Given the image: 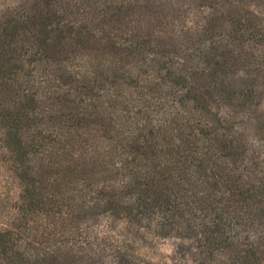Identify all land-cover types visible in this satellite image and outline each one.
I'll list each match as a JSON object with an SVG mask.
<instances>
[{
	"label": "trees",
	"instance_id": "trees-1",
	"mask_svg": "<svg viewBox=\"0 0 264 264\" xmlns=\"http://www.w3.org/2000/svg\"><path fill=\"white\" fill-rule=\"evenodd\" d=\"M20 0L0 20L3 264H264V11ZM2 173V172H1Z\"/></svg>",
	"mask_w": 264,
	"mask_h": 264
},
{
	"label": "rangeland",
	"instance_id": "rangeland-1",
	"mask_svg": "<svg viewBox=\"0 0 264 264\" xmlns=\"http://www.w3.org/2000/svg\"><path fill=\"white\" fill-rule=\"evenodd\" d=\"M20 0H0V20L1 16L9 8L15 7ZM247 6L255 8L257 11H264V0H246ZM264 154V152L262 153ZM2 172V173H1ZM0 172V230L5 229L13 223L16 213L10 211V200L17 196V186L13 182L10 172L5 168ZM186 242L178 238H149L147 241L137 240L133 247L136 254L150 264H191L188 256L180 255L179 251ZM0 264L3 262L0 261Z\"/></svg>",
	"mask_w": 264,
	"mask_h": 264
}]
</instances>
